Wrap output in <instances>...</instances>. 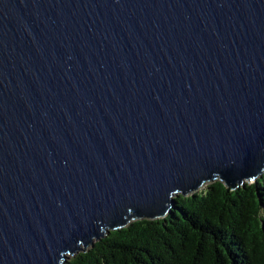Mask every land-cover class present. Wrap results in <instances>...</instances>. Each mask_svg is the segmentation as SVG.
Masks as SVG:
<instances>
[{
	"label": "water",
	"instance_id": "water-1",
	"mask_svg": "<svg viewBox=\"0 0 264 264\" xmlns=\"http://www.w3.org/2000/svg\"><path fill=\"white\" fill-rule=\"evenodd\" d=\"M263 171L264 0H0V264Z\"/></svg>",
	"mask_w": 264,
	"mask_h": 264
},
{
	"label": "trees",
	"instance_id": "trees-1",
	"mask_svg": "<svg viewBox=\"0 0 264 264\" xmlns=\"http://www.w3.org/2000/svg\"><path fill=\"white\" fill-rule=\"evenodd\" d=\"M64 264H264V171L178 194L164 216L130 219Z\"/></svg>",
	"mask_w": 264,
	"mask_h": 264
},
{
	"label": "rangeland",
	"instance_id": "rangeland-1",
	"mask_svg": "<svg viewBox=\"0 0 264 264\" xmlns=\"http://www.w3.org/2000/svg\"><path fill=\"white\" fill-rule=\"evenodd\" d=\"M253 180H247V181H244V182H249V183H251ZM210 182V181H209ZM208 182H206L205 184H207ZM205 184L203 185V186H201L199 189H202L204 186H205ZM199 189H197V190H199ZM95 240H97V238H95L93 241H95ZM78 251V250H77ZM71 254H66L65 256V259H64V262L68 259V257L70 256Z\"/></svg>",
	"mask_w": 264,
	"mask_h": 264
}]
</instances>
